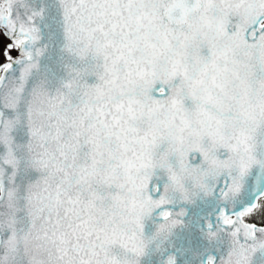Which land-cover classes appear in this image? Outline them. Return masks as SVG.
<instances>
[{"label":"snow or ice","instance_id":"obj_1","mask_svg":"<svg viewBox=\"0 0 264 264\" xmlns=\"http://www.w3.org/2000/svg\"><path fill=\"white\" fill-rule=\"evenodd\" d=\"M0 264H264V0H0Z\"/></svg>","mask_w":264,"mask_h":264}]
</instances>
